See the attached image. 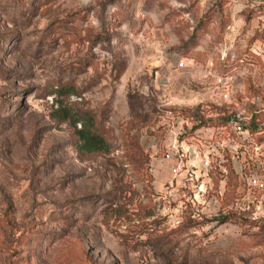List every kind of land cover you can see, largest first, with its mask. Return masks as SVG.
<instances>
[{
	"label": "rangeland",
	"instance_id": "374dc122",
	"mask_svg": "<svg viewBox=\"0 0 264 264\" xmlns=\"http://www.w3.org/2000/svg\"><path fill=\"white\" fill-rule=\"evenodd\" d=\"M258 179L264 0H0V264H264Z\"/></svg>",
	"mask_w": 264,
	"mask_h": 264
},
{
	"label": "trees",
	"instance_id": "16d2710c",
	"mask_svg": "<svg viewBox=\"0 0 264 264\" xmlns=\"http://www.w3.org/2000/svg\"><path fill=\"white\" fill-rule=\"evenodd\" d=\"M62 111V119H68L71 114L67 110ZM88 121V123H86ZM93 118L87 116L81 129L78 130L79 138L81 139L80 149L87 151H99L108 147L106 140L95 131L92 130Z\"/></svg>",
	"mask_w": 264,
	"mask_h": 264
},
{
	"label": "built area",
	"instance_id": "2783aa9c",
	"mask_svg": "<svg viewBox=\"0 0 264 264\" xmlns=\"http://www.w3.org/2000/svg\"><path fill=\"white\" fill-rule=\"evenodd\" d=\"M181 65H183V62L181 63ZM232 124V129H233V121L230 123V126ZM226 127V126H225ZM224 127V128H225ZM235 130L240 133V134H244L245 132L247 134H249L248 130L245 129L244 125L243 124H238V123H235ZM231 136V134H230ZM199 145H192L191 147H188L186 148L183 152L179 153L178 152V155L181 159H185L187 158L188 160H192V165H193V168H196L197 167V160L199 159L200 157V150H199ZM189 177L191 179H193L195 177V172L194 170H192L191 172H189ZM255 185L256 186H264V184L258 179V180H255Z\"/></svg>",
	"mask_w": 264,
	"mask_h": 264
}]
</instances>
